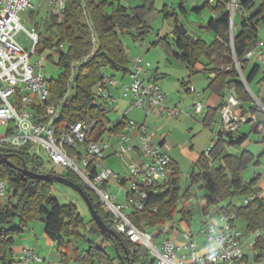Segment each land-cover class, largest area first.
Instances as JSON below:
<instances>
[{"label":"trees","instance_id":"trees-1","mask_svg":"<svg viewBox=\"0 0 264 264\" xmlns=\"http://www.w3.org/2000/svg\"><path fill=\"white\" fill-rule=\"evenodd\" d=\"M131 1H137L139 4L131 7L128 5ZM228 1L216 0L214 5L203 3L201 7L193 10L198 15L204 11L215 14V17H211L203 26L207 32L214 35L211 43L192 38L175 10L164 5L160 14L164 21L173 22L171 39L175 50L171 49L168 38L156 41L153 45H163L176 61L188 68L192 76L202 72L214 74L215 77L208 84L207 90L214 95L227 92V96L230 91H234L241 103L242 114L256 116L263 111L240 80L235 61L242 62L247 52L259 43V24H264V0L259 2L237 0L238 6L249 14L241 19L239 28L234 34L230 31V12L226 8ZM156 2L157 0H64L62 12H56V8H53L50 16H45L44 35L38 30L39 23L33 25L39 32L37 50L39 53L62 44L68 46L67 51L57 52V66L63 72L57 79L48 81L52 102L63 98L72 64L93 52L76 71L77 91L64 105L59 121L61 125L96 118L100 123V130L109 123L108 114L101 106L94 104L93 89L101 77L107 74L106 69L115 74L119 73L123 77L127 76L130 71V60L123 46V39L129 37L136 42L147 37L151 29L145 25L144 21L157 12ZM179 9L185 13L182 5ZM34 13L32 11L31 16ZM41 43L44 45L43 48L40 47ZM48 58L52 59V55ZM242 64L245 67L247 61ZM245 72L248 85L261 74L257 83L259 93L256 98L264 107V68L261 69L255 65L250 71L245 70ZM225 101L226 99L217 108L205 111L203 121L206 127H211L215 123ZM245 123H255L253 133L257 136L258 144L264 147V120ZM248 138V134L240 132V129L234 132H224L219 129L208 155L205 153L201 155L195 164L198 172L193 169L190 179L193 185H199L206 191V195L202 198L203 206L229 201L227 207L222 208L224 214L235 215L238 226L246 227L248 232L263 233L255 240L251 252V258L259 261L264 259V198L255 199L246 205L235 203L239 197L244 198L259 192L257 184L261 179L260 175L248 182L243 177L248 166L255 161V156L246 150L239 156L225 154L227 148L240 147ZM0 155L6 157L17 168H22L25 164L29 171L36 174L53 172L46 171L41 160L21 150L2 146ZM65 177L79 185V179L73 173L68 172ZM0 180L8 182V202L5 205L0 204V262L2 264H11L9 259L12 257V248L16 240L27 232L30 223L39 220L44 224L46 236L56 244L60 252V264H94L96 259L104 264H115V261L117 264H122L121 261L126 262L124 249L129 251L130 264H138V257L131 252L132 246L127 239L116 233L112 236L102 235L92 219L89 222L82 219L75 205H60L51 196L52 183L31 180L15 168L3 163H0ZM182 188L179 168L175 164L169 187L164 192L149 194L144 201V209L132 214L134 225L139 229H154L173 220L179 206L188 200L190 195L187 191L181 197ZM87 189L83 188L98 215L112 230L110 214L100 205L98 197L91 189ZM181 213L186 212L182 210ZM89 225L94 227L90 232L97 233L101 237L102 245L87 240L81 233L82 230L86 231ZM80 242L87 244V250L80 251L75 247L71 252L70 245ZM63 248L67 251L65 252ZM106 248L111 249L112 256L107 253Z\"/></svg>","mask_w":264,"mask_h":264},{"label":"built area","instance_id":"built-area-1","mask_svg":"<svg viewBox=\"0 0 264 264\" xmlns=\"http://www.w3.org/2000/svg\"><path fill=\"white\" fill-rule=\"evenodd\" d=\"M50 9H64V0H43ZM214 5L216 0H192ZM237 0H229L226 8L230 12V31L232 34L233 16ZM33 0H0V147L7 146L21 150L36 157L44 164L45 158L55 167L66 170L81 179L98 197L100 205L111 216L112 230L127 239L131 252L138 257V264H264V259L253 260L251 252L255 240L263 235L261 231L248 232L246 227L238 226L235 215H221V225L205 221L197 234L185 232L179 234L182 241L158 234L150 228L139 229L132 221L135 211L144 209V201L149 194L164 192L170 185L175 164L161 145L151 144L144 124L127 120L132 109H141L146 116L154 110L169 116L179 115L178 109L164 107L165 95L155 82L148 77L151 66L144 64L143 58L136 56L130 60L128 83H123L122 97L128 100L129 108L122 116L109 120L100 130L98 119L61 125L59 123L65 103L77 91L75 76L79 65L91 57L93 52L72 64L66 92L61 100L52 102L48 81L33 64L31 57L37 52L39 32L31 26L25 29L21 24V14L39 11ZM215 17V14H212ZM24 32L32 44L29 52L16 40ZM67 44L54 46L51 51H67ZM264 68V48L257 44L245 55L242 62H251ZM242 62L235 61L240 80L247 90L246 72ZM117 89L114 76L103 75L93 89L94 104L111 114L115 103L113 90ZM250 93V92H249ZM252 96V95H251ZM253 98H256L252 96ZM257 99V98H256ZM194 112L203 113L201 102L194 103ZM261 109L264 107L260 104ZM241 103L231 93L228 94L220 110L219 127L224 132H234L245 122L256 121V116L244 115L240 111ZM118 138L116 144L105 142L102 136ZM133 137H137L136 147H126ZM137 151L138 161L127 166L129 181L121 178L105 165L107 154L125 158ZM209 150L205 153L208 155ZM116 180L119 185L129 183L125 201L109 192V184ZM8 194V185L0 180V199ZM264 198L261 192H255L243 198L246 205L255 199ZM198 238H202L200 248ZM162 241L160 244L158 242ZM48 264L25 250L21 264Z\"/></svg>","mask_w":264,"mask_h":264},{"label":"rangeland","instance_id":"rangeland-1","mask_svg":"<svg viewBox=\"0 0 264 264\" xmlns=\"http://www.w3.org/2000/svg\"><path fill=\"white\" fill-rule=\"evenodd\" d=\"M184 2V0H178ZM177 1V2H178ZM259 2L260 0H256ZM176 0H166V3L170 5V8L176 7L178 9V3ZM33 3L36 7L40 5V9L38 12H35L34 15L31 12H25L21 14V24L25 29H30L31 25L38 24V30L40 34H45V25L44 18L50 16L52 9L48 7V3L43 0H33ZM133 3H138L137 1H133ZM162 2H159L158 9H160ZM184 5L189 8V13L182 14L180 10H177V14L179 15V19L182 24L185 26L189 35L192 37L200 38L204 41L214 40V37L211 33L202 32L199 25L200 20L195 14L192 12V7L199 6L200 3L198 1H186ZM56 12H59L56 8ZM206 12V17H212L210 13ZM54 14V13H53ZM249 12L242 10L238 4L236 7V11L233 16V26H232V34L236 33L239 25L241 23L242 18H246ZM31 16V17H30ZM146 23L151 27L152 31L147 35L144 41H141L135 44L130 39L123 40V46L128 52L129 57L140 56L144 60V64H150L151 69L149 73H153L155 70L158 71L157 75V85L162 90L165 95L164 107L174 110L178 109L179 115L177 116H169L167 114H160L159 110H154L150 115L145 114V112L141 109H132L127 114V120H132L138 124H144L147 128V135L155 134L158 138L166 139V148L164 150L169 155V157L173 158L179 167L182 191L180 196L189 191L188 200L184 201L177 211L173 220L168 221L166 224L162 226L154 227V230L157 231L158 234L166 235V237L171 238L174 234H181L185 232H192L193 234H197L200 229L203 227L205 221H211L218 225H221V215H223L222 208H226L229 201H224L217 205L203 206L202 198L206 195V191L201 189L199 185H193L190 179V174L195 169L198 172L195 164L198 162L199 158L203 153H206L212 147L215 139L216 133L221 129L219 127L220 122L218 116L216 118L215 123L212 124L211 127H206L204 125V114L202 115H194V103L202 102L206 104L208 98L211 96V93L208 92L207 85L209 83L208 74L199 73L195 75H191L188 68L176 61L170 54V52L161 44L153 45L157 40V35L161 34V36L168 34L172 27V21H164L162 14L159 12L153 13L149 19L146 20ZM198 35V36H196ZM129 38V37H128ZM170 39V38H169ZM16 40L24 46L29 52L32 50V44L27 39V35L22 32L16 36ZM42 41V39H40ZM259 40H264V24H259ZM169 41H172L170 39ZM171 49L174 51L175 47L171 42ZM40 47L43 48V43L40 44ZM52 55V59L48 58ZM31 62L33 64H41V68H38L39 71L45 76L47 81H51L52 79H57L59 74L63 72L60 69L58 64V56L53 54L50 49L45 50L44 52L39 53L38 51L31 57ZM245 71V69H244ZM105 73L107 75L113 76L114 80L117 82V89L119 92L115 93L114 99L115 103L113 104L116 114L111 116V120H115L116 118L125 114V112L129 108L128 100L123 99L122 97V84L128 83L129 80L127 78L126 82L121 80V76L115 74L113 71L106 69ZM261 77V74L257 75V77L250 83L249 87L251 90H254L257 86V83ZM188 82H190V87L194 89V92L191 94H186V89ZM250 94L256 97V94L251 91ZM205 93V94H204ZM255 103L260 107V102L258 99L253 98ZM261 108V107H260ZM263 113H258L256 115V121L264 120V110ZM189 114V115H188ZM255 123H245L241 125V132H246L249 136L248 140L250 141L249 145L246 147L235 146L230 147L225 150V154H232L239 156L244 150L251 152L255 156V161H253L244 172L243 177L245 180L250 179L252 175L255 174H263L264 173V147L257 144V136L253 133V128ZM149 138V136H148ZM105 142H110L112 144H116L118 142V138L110 137L108 134L103 138ZM139 141L137 137H133L129 143L126 144V147H136L138 146ZM16 150V149H15ZM45 161V169L46 171H53L57 175L66 176L68 172L64 169L55 167L52 163H50L44 156L41 155ZM116 161L120 163V168L113 169L111 166V162ZM135 160L126 161L125 159H121L118 156H112L109 158L108 162L105 163L107 167H109L112 171L115 170L116 174L127 181H129L130 173L127 169V166L131 163H134ZM258 162V164H256ZM79 179V178H78ZM8 185V182L5 181ZM113 182V181H111ZM112 187L109 192L115 196L119 201H125L126 199V190L129 187V183L121 186L114 180V183H111ZM78 183L84 189H87V185L81 180H78ZM88 193L91 192L87 189ZM92 191V190H91ZM93 192V191H92ZM51 196L59 202L60 205H70L73 204L76 206L78 212L80 213L82 219L86 222H89L91 219L89 210L79 196L73 189L64 186L59 183H55L50 186ZM243 201V197H239L235 200L237 205H241ZM8 202V194L5 198L0 199V204H7ZM184 210L186 213L183 214L181 211ZM94 228L92 225H89L87 230H82L81 233L86 236L87 240H92L98 243V245H102V239L97 233H91L90 231ZM164 231H166L164 233ZM178 241H182L180 236L177 238ZM162 241L158 242L160 244ZM198 244L203 247L202 238H198ZM39 247L42 250L47 252H51V257L49 258L47 263L59 264L60 263V252L57 247L52 250L49 249L43 242H39ZM78 248L80 251L87 250V244L85 242H80L78 244H71L70 251L73 252L74 249ZM104 247V246H103ZM105 248V247H104ZM66 252L67 250L63 248ZM106 251L109 255L112 256V251L109 248H106ZM133 255V254H132ZM94 264H104L102 261L98 259L95 260ZM115 264L117 262L115 261Z\"/></svg>","mask_w":264,"mask_h":264},{"label":"crops","instance_id":"crops-1","mask_svg":"<svg viewBox=\"0 0 264 264\" xmlns=\"http://www.w3.org/2000/svg\"><path fill=\"white\" fill-rule=\"evenodd\" d=\"M178 0H176V2H177ZM186 1H189V0H184V2H186ZM192 1V0H191ZM159 2H162L161 4V7H160V9H158V4H159ZM184 2H182V1H178L177 3H178V9H179V7L182 5L183 7H184V9H185V13H183L180 9V12L182 13V14H186V13H189V8H187V6H185L184 5ZM157 12H161V10H162V8H163V6L164 5H166V6H168V8H170L169 6L170 5H168V3H166V0H157ZM198 3H200V5L199 6H194V7H192L191 9H192V12H193V10L195 9V8H199V7H201L202 6V4L203 3H201V2H198ZM139 4V2L138 3H133V1H131V2H128V5L129 6H131V7H135L136 5H138ZM170 9H173V10H175V12L177 13V10L178 9H176V7H172V8H170ZM194 13V12H193ZM208 13V12H207ZM195 14V13H194ZM195 16L196 17H198L199 18V20H200V25H199V27H200V29H201V31L202 32H206V33H209V32H207L204 28H203V26L208 22V20L211 18V17H206V12H203V13H201L200 15H198V14H195ZM211 16H212V14H211ZM150 17V16H149ZM149 17L148 18H146L145 19V25H147L148 27H150L147 23H146V20L147 19H149ZM31 26H33V24L31 25ZM185 27V26H184ZM150 29H151V27H150ZM186 29V28H185ZM151 31H152V29H151ZM171 32H172V29H171V31L168 33V34H165V35H163V36H161V34H158L157 35V40L156 41H160V40H163L164 38H168V40H170L171 39ZM188 32V31H187ZM150 34V33H149ZM213 35V34H212ZM196 36H198V35H196ZM213 37H214V35H213ZM170 38V39H169ZM192 38H194V39H200V38H197V37H193L192 36ZM125 39H130V38H128V37H126V38H124L123 40H125ZM131 40V39H130ZM145 40V39H144ZM144 40H139V41H136V42H134L135 44H137V43H139V42H141V41H144ZM202 40V39H201ZM132 41V40H131ZM204 41V40H203ZM213 40H211V41H205V42H207V43H211ZM169 42H171L172 43V41H169ZM258 44H261V46L264 48V40H259V43ZM131 58L132 57H129V60H131ZM256 63H257V59L256 58H254V59H252L251 60V62H247V65H245V67H244V69L245 70H247V71H250V69L253 67V66H255L256 65ZM158 71H154L153 73H148V78L149 79H151L152 80V82H155V83H157V75H158V73H157ZM202 73H206V74H208V80H209V83H210V81L215 77V75L214 74H212L211 72H202ZM116 74H118V75H120L119 73H116ZM121 76V75H120ZM121 80H123V82H126V80H127V77H123V76H121ZM208 83V84H209ZM207 87H208V85H207ZM207 89V88H206ZM251 91H253L255 94H256V96L258 95V93H259V88H258V86H256L255 87V89L254 90H251ZM118 93L119 92V89H116V90H113V94L115 95V93ZM194 92V89H192L191 87H190V82H188V85H187V89H186V94H191V93H193ZM209 92V91H208ZM229 93H231V91L229 92ZM205 94V93H204ZM226 96H227V92H224V93H222L221 95H214V94H211V96L208 98V100H207V103L206 104H204L203 103V106H204V110H203V113H205V111L206 110H208V109H215V108H217L220 104H221V102H223L225 99H226ZM202 103V102H201ZM240 111H241V109H240ZM203 113H201V114H196L195 112H194V115L195 116H197V115H202ZM242 113V112H241ZM113 114H116V110H115V108H114V110L112 111V113L111 114H109L108 115V117H109V120H111V116L113 115ZM161 114V113H160ZM189 115V114H188ZM218 119L220 120V113H219V116H218ZM242 130H241V127H240V132H241ZM242 133H246V132H242ZM216 135V134H215ZM148 136H149V141L151 142V144H154V145H161V146H163L164 148H166V139H162V138H158L155 134H149V132H148ZM105 137V136H104ZM103 136H102V138H104ZM249 143H250V141L249 140H247L243 145H242V147H246L247 145H249ZM257 144H258V142H257ZM260 145V144H259ZM262 146V145H261ZM110 157H112L110 154H107L106 155V158H105V163L106 162H108V160H109V158ZM171 158V157H170ZM126 160V161H132V160H137L138 161V153H137V151H135V152H131V153H129L125 158H123V160ZM172 159V161L174 162V164H176L177 165V167H178V164H177V162L173 159V158H171ZM111 166H112V168L113 169H116V168H120V163L119 162H116V161H112L111 162ZM179 168V167H178ZM114 172H115V170H113ZM116 173V172H115ZM119 175V174H118ZM257 175H260V177H261V179H260V181L258 182V184H257V189L259 190V192H261L262 194H264V173L263 174H255V175H252L251 177H250V179H248V180H246L247 182L248 181H251L255 176H257ZM111 183H114V181L113 182H111ZM127 183V182H126ZM126 183H123V185L125 186L126 185ZM122 185V186H123ZM112 187V185L111 184H109V190H110V188ZM126 196H127V190H126V194H125ZM172 238H174V239H176V241H178V239L177 238H179V234H174V236L172 237ZM181 238V237H180ZM43 242L47 247H49V249H53V248H55L56 247V244L54 243V242H52L47 236H46V234H45V232H44V224L42 223V221H35V222H32V223H30L29 224V226H28V230H27V232L21 237V238H19V239H17L16 240V242H15V246L12 248V257H11V259H9V262H11V264H21V258H22V256H23V253H24V251L25 250H27V249H29V250H32L33 251V253L35 254V255H37L38 257H40L43 261H45L46 263L48 262V260H49V258L51 257V252L49 251V252H47V251H45V250H42L41 249V247H39V242ZM60 261V260H59ZM0 264H2L1 262H0ZM33 264H39V263H33ZM48 264H52V263H48ZM60 264V263H59Z\"/></svg>","mask_w":264,"mask_h":264},{"label":"water","instance_id":"water-1","mask_svg":"<svg viewBox=\"0 0 264 264\" xmlns=\"http://www.w3.org/2000/svg\"><path fill=\"white\" fill-rule=\"evenodd\" d=\"M231 94L234 97H236V94L234 91H231ZM248 122H250V120H248ZM0 163L6 164L7 166H9L11 168H15L18 172H20L21 174H23L24 176L28 177L31 180H42V181L50 182L52 184L59 183V184H62L64 186H67V187L73 189L76 193L79 194V196L85 202V204L89 210L91 219L94 222L95 226L100 231V233L102 235H107V236L114 235L115 232L113 230H111L106 224H104V222L102 221V219L98 215L97 211L95 210L94 206L92 205V203H91L89 197L87 196L85 190H83V188L80 187L79 185L71 182L70 180H68L64 176L57 175L56 173H53V172H47L46 174L33 173L27 169L25 164L22 168H17L10 161H8V159L6 157H3L1 155H0ZM124 253H125L126 262L121 261V263L122 264H130L129 251L127 249H124ZM119 258L121 259L120 256H119Z\"/></svg>","mask_w":264,"mask_h":264}]
</instances>
